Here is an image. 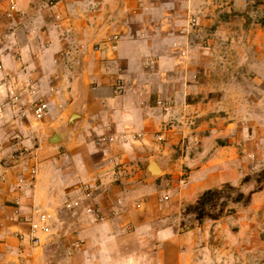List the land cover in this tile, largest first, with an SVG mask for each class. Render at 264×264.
<instances>
[{"label":"crops","instance_id":"0c3cea01","mask_svg":"<svg viewBox=\"0 0 264 264\" xmlns=\"http://www.w3.org/2000/svg\"><path fill=\"white\" fill-rule=\"evenodd\" d=\"M109 2L0 1V264H43L58 245L70 258L56 264H241L264 243V189L185 231L183 203L264 166L253 121L218 122L223 104L199 96L206 85L188 72L203 70L174 49L175 7ZM77 198L82 208H65ZM34 205L53 214L38 245L20 238Z\"/></svg>","mask_w":264,"mask_h":264},{"label":"rangeland","instance_id":"374dc122","mask_svg":"<svg viewBox=\"0 0 264 264\" xmlns=\"http://www.w3.org/2000/svg\"><path fill=\"white\" fill-rule=\"evenodd\" d=\"M0 1L8 3V0ZM34 1L39 7H54L58 2ZM156 1L158 7H175L174 49L182 59L191 56L189 67L203 70L195 74L191 69L188 72L189 76L192 75L189 78L191 82L206 85L199 96L204 98L205 103L217 100L223 104L217 112L218 122L232 121L231 114L241 128L253 121V133L260 137L254 150L264 156V0ZM118 4L121 0H110L108 6ZM201 55H206L208 59H200ZM254 164L257 170L250 173L264 168L257 159ZM249 189L251 187L245 190ZM183 217L185 226L191 225L195 218L194 215L184 214V209ZM256 248L253 257L249 254L241 258V264H245L248 258L260 264L264 259V243ZM67 255L58 245L57 250L54 247L49 252L46 262L41 260V263L56 264Z\"/></svg>","mask_w":264,"mask_h":264},{"label":"trees","instance_id":"16d2710c","mask_svg":"<svg viewBox=\"0 0 264 264\" xmlns=\"http://www.w3.org/2000/svg\"><path fill=\"white\" fill-rule=\"evenodd\" d=\"M246 191V188H250ZM264 189V168L244 175L235 185L224 183L203 191L184 201V214L194 215L191 225L183 223L182 230H189L206 221L216 220L222 216L233 214L240 208L249 206L256 192Z\"/></svg>","mask_w":264,"mask_h":264},{"label":"built area","instance_id":"2783aa9c","mask_svg":"<svg viewBox=\"0 0 264 264\" xmlns=\"http://www.w3.org/2000/svg\"><path fill=\"white\" fill-rule=\"evenodd\" d=\"M8 5L11 11L17 10L16 0H8ZM117 40H118V36H114V38H110L109 41H111L112 44L113 42L115 44ZM119 92H122L121 89L119 90ZM18 98H19L18 96H15L14 97L15 101L18 100ZM31 110H32L33 115L37 119L41 120L49 113L50 107L47 102L40 101V102L34 103ZM2 114L3 112H2V109L0 108V117H2ZM142 137H143V134L141 133L132 135L133 139H140ZM156 139L161 142L165 140V137L161 132H159L156 134ZM109 140L114 141L115 138L110 137ZM32 174L34 176L35 171H32ZM83 189H84L85 195L89 197L91 195V189H92L91 185L86 184L84 185ZM82 207H83L82 198H77L75 200L65 203V208L70 211H76ZM84 207L87 213H90V214L96 213V208L93 205H87ZM52 218H53V214L51 211L45 209L44 207L40 205H34L31 210L30 233L28 236H26L25 234H21L20 238L22 240H25L26 238H28L29 242L32 245H38L42 236H47L51 234Z\"/></svg>","mask_w":264,"mask_h":264},{"label":"water","instance_id":"95a60500","mask_svg":"<svg viewBox=\"0 0 264 264\" xmlns=\"http://www.w3.org/2000/svg\"><path fill=\"white\" fill-rule=\"evenodd\" d=\"M75 118H76V115H73L72 119H75ZM55 135H56V134H54V136H55ZM151 171H152V173H154L155 175H158V174L161 172L159 166L157 165V163H156L155 161H153V162L151 163Z\"/></svg>","mask_w":264,"mask_h":264}]
</instances>
